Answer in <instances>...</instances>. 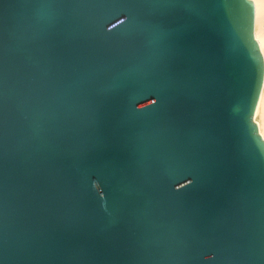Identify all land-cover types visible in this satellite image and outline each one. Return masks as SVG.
Here are the masks:
<instances>
[{"label":"water","instance_id":"1","mask_svg":"<svg viewBox=\"0 0 264 264\" xmlns=\"http://www.w3.org/2000/svg\"><path fill=\"white\" fill-rule=\"evenodd\" d=\"M253 0H0V264H264Z\"/></svg>","mask_w":264,"mask_h":264},{"label":"bare ground","instance_id":"2","mask_svg":"<svg viewBox=\"0 0 264 264\" xmlns=\"http://www.w3.org/2000/svg\"><path fill=\"white\" fill-rule=\"evenodd\" d=\"M255 2V37L259 42L261 52L264 56V0H253ZM254 120L259 126V131L264 138V82L254 115Z\"/></svg>","mask_w":264,"mask_h":264}]
</instances>
